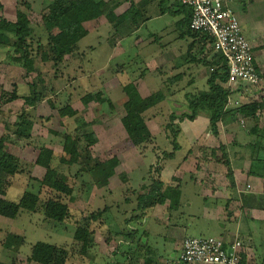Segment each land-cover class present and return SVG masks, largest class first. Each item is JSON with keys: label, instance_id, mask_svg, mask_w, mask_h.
I'll return each instance as SVG.
<instances>
[{"label": "rangeland", "instance_id": "374dc122", "mask_svg": "<svg viewBox=\"0 0 264 264\" xmlns=\"http://www.w3.org/2000/svg\"><path fill=\"white\" fill-rule=\"evenodd\" d=\"M52 1L0 0V20L15 22L17 12L21 11L29 21L24 49L16 51L11 44L0 45V151L11 154L17 160V170L9 177V183L11 180L13 182L6 190V200L17 203L24 191L35 193L40 191V194L42 193L40 204L47 199L59 200L67 206L68 217L61 223H56L46 220L38 211V213L22 211L15 219L0 218V262L28 264L26 258L30 254L31 247L37 242H44L63 251L66 250L67 259L64 264H115L116 262L134 264L135 261V264H143V257L147 254H150V259L154 261L150 260L145 264H182L178 263L181 250L179 245L182 240L188 236L198 238L217 235L198 233L203 230L202 225L196 223L197 226L191 227L190 221L181 214H173L169 223H159L152 218L151 211L148 212L151 215L148 217V224L142 226L147 234L143 238L141 235L126 233V229L137 228L138 224L131 223L127 227L121 221H117L107 233L101 230L97 232L92 223V215L95 211L88 204L92 201L93 187L101 188L105 185L102 182L98 185L96 182L100 177L90 173L91 167L95 164L116 161L115 167L121 168L117 171L114 181H120L125 175L120 173L121 171L129 170V181L114 192L112 203L115 204L116 200L123 203V205L118 204V209L117 205L113 207L112 213L116 214L125 206V196L130 203L135 202V196L132 194L138 193L141 190L140 186L149 189L153 184L152 179L159 178L158 169L161 166L157 165L161 158L157 157L159 156L157 150L174 151L175 160H180L189 149V143L187 140L184 141L182 135L173 140L174 133L180 132V122L191 113L188 107L185 108L179 103L165 101L144 115L130 116V133L127 132L123 121L126 117L124 104L128 99L123 88L131 82H136L143 98L137 92L142 99L155 94L160 95L159 92L165 97L173 98L172 94L166 92L164 84L167 79L154 72L159 64L158 57L154 58L155 54L152 55L150 50H156L159 55L163 44L176 38L175 27L171 25L175 19L165 15L154 17L153 22L146 21L145 19L151 18L153 13L159 14L160 7L155 0L153 6L149 8L150 11L137 7L121 25L110 23L100 25L96 20L87 22L83 25L88 31L87 37L77 43V48L72 54L65 56L60 62H55L51 59L52 54L47 39L49 33L44 28L42 19L44 8ZM173 1H164L163 5L166 7ZM256 1L254 0V3ZM229 2L235 5V9L238 7L243 9L246 0H229ZM254 3L248 6L244 15L234 11L247 40L250 36L248 23L251 21L264 23V0ZM110 13L111 10L107 12L109 17H111ZM146 22L148 23L145 24ZM135 23H143L146 27L138 30V25L136 26ZM54 33L55 31H52V34ZM150 33L155 35L154 42L151 45L145 43L146 50L143 45L135 43L137 37L145 40ZM120 40L123 42H120L119 49L114 52L112 46ZM9 43H12V40ZM251 44L256 46L253 48L260 67V82L257 86L249 87L248 92H244L243 88L235 90L230 97L239 102V107L251 103L263 105L255 115L256 124L261 123V131L264 133V32L257 34L256 41ZM122 53L127 54L121 57ZM17 58L20 61H16ZM27 59L32 62L31 70H27L24 66ZM142 71H145L143 75H141ZM206 73L209 75L210 70L199 67L197 89L200 88L199 83H204L205 78L208 77ZM137 87L135 86L136 90ZM171 87L177 92L186 88L184 83L178 88L176 86L167 88ZM189 89L191 88H187ZM33 93L38 95L37 100L33 106H27L25 99H35ZM87 95L92 96V99L84 104L82 100ZM67 107L76 111L77 115L73 118L60 116L59 112L65 111ZM239 107L231 105L228 110ZM171 115L180 117L181 120L176 119L167 128ZM236 117L238 119L231 123L230 131L246 136L245 130L252 127L253 120H243L239 115ZM261 117L263 120L260 122ZM76 118L79 119L77 122ZM200 119L201 116L196 125L201 127L200 133L204 136L199 146H203L206 140H211L213 142L211 145L216 146L219 141L212 138L210 135L212 132L205 124L201 126L203 122ZM186 120L187 123L190 121ZM241 120L244 123H241ZM77 127L83 128L82 132H75ZM218 133L223 140L226 138L224 143L227 145L228 129L220 126V129H217ZM68 134L78 142V157L65 156L63 152L64 138ZM144 134L150 135V138L143 143L135 142ZM90 135L94 138L93 142H89L86 138ZM174 142L182 145V149L176 151ZM44 148L52 151L50 168L65 176V182L72 191L71 195L57 194L40 186L45 170L40 166L36 167L38 165L35 161ZM215 148L217 149V146ZM72 159L75 161L74 164L68 162ZM62 160L67 163H63ZM233 166L239 167L240 164L236 163ZM221 169L224 170L223 167ZM149 171L152 172V177ZM188 180L189 178L186 177L182 182L188 183ZM86 186L91 188L85 190L83 187ZM85 195L86 200H83ZM2 196L0 193V198ZM153 198L155 196L140 201ZM183 200L184 194L181 197L182 204L185 203ZM108 201L109 199L101 200L96 204V209L108 205ZM84 219L87 220L89 229L93 233V246L82 253L80 243L73 240V235L76 228L84 224ZM100 220L102 221L99 218L96 223ZM117 227L125 228L120 230ZM183 229L188 231L185 233ZM133 251L135 253L127 259V253ZM113 252L114 255L123 257V260L117 259Z\"/></svg>", "mask_w": 264, "mask_h": 264}, {"label": "crops", "instance_id": "0c3cea01", "mask_svg": "<svg viewBox=\"0 0 264 264\" xmlns=\"http://www.w3.org/2000/svg\"><path fill=\"white\" fill-rule=\"evenodd\" d=\"M164 1L167 0H157L158 7H160L158 10L159 14L155 12L152 14L151 18L148 17L145 19L146 21H152L154 17H164L165 15H169L175 19L171 22V25L175 27L174 32L177 34L176 38L164 43L162 46L163 49L159 55H157L156 50H150L152 55L155 54L154 58L158 57L157 61L159 64L154 69V72L156 71L158 76L167 79V81H165L166 84H164L166 86V92L167 94L173 95V98L165 97L163 93L159 92L160 100L158 104L165 103V101H174L187 108L191 96L208 90L207 80L215 68L213 69L205 66L204 63L212 61L214 54L209 43L204 49H201L199 39L192 38V36L186 33V29H182L181 21L184 19V11H186V9L183 8L181 0H174L172 4H168L169 6L167 5L166 7L163 5L165 4ZM153 2L155 3V0H127L117 7H112L110 13L111 17H109L108 14H103L96 19V22H99L100 25L107 23L111 25H121L126 21L128 15L137 7L150 11L149 8L153 6ZM259 2H261V0H259ZM259 2L256 1V3H254V0H246L243 9L237 5L239 9H235V5L229 3L232 10L234 9L233 11L240 12L241 15H244L247 13L248 6H252L253 3L257 4ZM147 23L148 22L145 24ZM261 23V21H251L248 23L250 35V40L248 39V41L250 43L256 41L257 34L261 31L264 32V23ZM145 24L135 23L136 26L138 25V30L146 27ZM154 36V34L150 33L145 37V40L137 37L135 43L137 45H143V48L146 50L145 43L151 45L154 42ZM120 42H123V40L116 42L112 46L114 52L119 49L118 45ZM252 47L256 48L255 45H252ZM122 54L121 57H125L127 53ZM255 61L259 69L260 67L256 57ZM199 67H201V69H209L210 73L209 75L206 73L208 77L205 78L204 83H199L200 88L197 89ZM143 72L145 71H142L141 75H143ZM131 83L137 87L135 81ZM177 83H179V85H177ZM183 83L186 88L181 89L179 92L174 91L172 87L167 88L168 86H176L178 88ZM187 88L191 89L187 90ZM137 91L141 95L139 87H137ZM246 96L247 94H245L244 97ZM158 104L155 107H157ZM200 116V120L203 122L201 126L205 124V126L209 128V118L204 112L203 114L199 112L193 121L185 119L189 121L188 123L182 120L180 122V132L173 136V140L181 135L185 142L187 140L189 149L186 155L180 158V160H175L174 151L167 152L166 150H157V154L159 155L157 157L161 158L157 165L159 167L161 166L160 169H158L159 178L152 179L153 184L149 189L146 188V186H140L141 190H139L138 193L132 194L135 196V202L130 203L127 196H125V206L123 209H121V211L118 210L116 214L112 213L113 207L117 205L116 208L118 209V204L123 205L120 200H116L115 204L112 203L114 192L129 181L128 169L120 172L125 174L120 178V181H114L115 176L118 174L117 171L121 168L120 166L114 167L108 173L104 180L105 185L101 186V188L93 187L92 201L88 204L94 208L95 213L97 211L101 212L96 221H98L99 218L102 219L99 223H93V226L96 228L97 232L101 230L107 233L112 230L113 225H115L117 221L123 222L127 227H129L131 223H135L138 224L137 228L132 227V229H126V233L141 235L143 238L147 236V234L143 231L142 226L148 224V217L151 215L157 222L165 224L166 222L169 223V219H171L173 214H181L183 217H186L187 221H190L191 227L197 226L195 225L196 223L202 225L203 230L198 233L215 234L217 235L215 237H222L226 240L238 238L243 246L240 264H264V135L261 134V123L257 125V133H249L248 130H245L246 136H242L237 132L232 133V130L230 131V126H232L231 123L233 121L226 117L222 123L218 124V128L220 129V126H222L228 129L227 145L224 143L226 138L223 140L220 133L216 136L210 134L212 138L219 141L216 145V149V146L211 145L213 143L211 140H206L203 146H199V142L204 136L203 133H200L202 131L201 127L196 125L198 124ZM262 120L263 117L260 118V122ZM205 138H207L206 134ZM175 148L176 151L178 149L181 150L182 145L176 144ZM218 154H220L219 157ZM236 163H239L240 166H233ZM218 166L220 169H218ZM36 167L39 168V166ZM222 167L226 172L221 169ZM149 172V174H151L150 177H152V172ZM186 177L189 178V182L183 183L182 181L186 179ZM154 181L159 183V186H156ZM12 182L11 180L6 190L11 186ZM83 188L88 190L91 187L86 186ZM6 190L2 196L4 199L6 198ZM157 192L163 195V202L156 203L154 206L144 210L138 209V200L155 196ZM183 194L184 204L181 203ZM84 197L83 200H86V195ZM105 199H109L108 205H103V208L96 209V204ZM149 211L152 212L151 215L148 214ZM117 228L122 230L125 227ZM183 231L186 233L188 230L183 229ZM202 236H204V234ZM182 241L180 242L179 249L181 248ZM114 253L115 252H113V255ZM134 253V251L132 253H127L126 258L130 259ZM116 258L123 260L121 256H116ZM150 258V254H147L146 257L144 255L143 264L150 262V260H152ZM152 261H154V259ZM135 263L136 261L134 264ZM115 264L119 263L116 262Z\"/></svg>", "mask_w": 264, "mask_h": 264}, {"label": "trees", "instance_id": "16d2710c", "mask_svg": "<svg viewBox=\"0 0 264 264\" xmlns=\"http://www.w3.org/2000/svg\"><path fill=\"white\" fill-rule=\"evenodd\" d=\"M127 0H53L47 5L43 14V26L48 30V47L52 54V61L60 62L67 55L72 54L76 48L77 43L86 38L88 31L84 28V24L96 20L103 14H107L112 7H117ZM184 19L181 21L182 29H186V33L192 38H198L201 43V49L209 43V40L197 33H192L189 29V23L191 18V10L186 5H183ZM167 11V10H166ZM178 14V13H172ZM29 21L24 12L18 11L16 14L15 22H7L0 20V45H12L15 50H22L25 48V40L28 37ZM52 31H55L52 34ZM12 40V43H9ZM20 61V59H16ZM43 61L44 58H43ZM31 60L26 61L25 68L31 70ZM205 66L215 68L207 80L208 90L206 92H199L195 96H191L188 101V108L191 111L189 117L186 119L193 121L199 112H204L209 118V128L213 135H217L218 124L222 123L225 118H229L231 121H236L239 115L241 119L253 120L249 133H257L258 127L256 113L262 109L263 105L257 103H251L248 105H242L234 110L224 111L227 97L230 95L229 91L222 87V84L227 80V67L224 61L217 56H213L212 61L205 62ZM123 92L127 96V101L124 104V110L126 117L123 119L125 128L130 133L132 115H144L147 111L153 109L159 102L160 95L155 94L148 98L142 99L138 94L133 83L126 85L123 88ZM35 99L26 98L25 103L27 106H33L37 100L38 95L33 93ZM14 98V97H13ZM92 99V96L87 95L82 100L84 104L88 103ZM101 103H104L101 101ZM60 116L66 118H73L77 115V112L67 107L65 111H60ZM176 119L181 120L180 117L170 116V123L166 127L171 126V122ZM79 119L76 118V122ZM83 127V126H82ZM86 127V125H85ZM83 129V128H82ZM81 128H76L74 131L82 132ZM261 132V131H260ZM177 134L176 132L174 135ZM261 134L264 135L263 131ZM89 142H93L92 135L86 136ZM150 135L144 134L142 137L136 139L135 142L143 143ZM81 140V138H80ZM77 140L71 136V134L65 135L63 142V152L65 156L78 157L79 152L77 149ZM176 144V142H174ZM52 151L44 148L39 153L35 164L44 168L45 173L40 181L41 187H46L50 191L57 194H64L66 196L71 195L72 191L65 182L64 175L58 174L56 171L50 168L49 161ZM74 159L69 160V163L74 164ZM63 163L64 160H62ZM116 161H106L104 163H98L91 167V174L99 176V181L96 183L99 185L101 182L105 184L104 178L115 167ZM17 170V160L9 153L0 151V193L4 195V191L10 185L9 177L13 176ZM156 186L159 183L154 181ZM42 194V193H41ZM40 191L36 193L32 191H24L17 203H12L4 198H0V217L15 219L22 211L29 213L40 212L46 220L61 223L68 217L67 206L61 203L59 200L47 199L40 204V198L42 195ZM145 200V199H141ZM138 200V209L144 210L154 206L156 203L163 202V195L155 194V198L147 201ZM38 211V212H37ZM101 212L97 211L92 215L93 222L98 219V215ZM84 224L76 228L73 235V240L80 243V251L85 253L89 248L93 246V233L89 229L87 220H83ZM66 250L56 247L52 244L37 242L31 247L29 256L26 258L28 264H64L67 259ZM0 264H7L0 262ZM12 264V263H11Z\"/></svg>", "mask_w": 264, "mask_h": 264}, {"label": "built area", "instance_id": "2783aa9c", "mask_svg": "<svg viewBox=\"0 0 264 264\" xmlns=\"http://www.w3.org/2000/svg\"><path fill=\"white\" fill-rule=\"evenodd\" d=\"M191 10L189 29L209 40L215 56L227 67V80L222 87L230 95L235 90L257 86L260 72L251 43L245 38L241 24L229 0H181ZM227 97L224 111L239 102ZM245 96V95H244ZM241 123H244L241 120ZM243 246L238 238L187 237L183 240L178 263L240 264Z\"/></svg>", "mask_w": 264, "mask_h": 264}]
</instances>
